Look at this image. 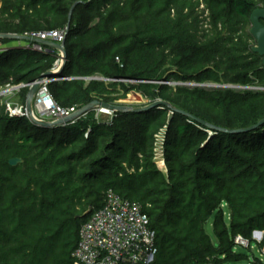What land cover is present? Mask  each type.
<instances>
[{"label":"trees","instance_id":"obj_1","mask_svg":"<svg viewBox=\"0 0 264 264\" xmlns=\"http://www.w3.org/2000/svg\"><path fill=\"white\" fill-rule=\"evenodd\" d=\"M254 9L253 0H0V46L16 43L0 53V87L30 84L58 58L24 33L66 29L59 76L76 78L48 83L61 106L114 104L131 89L114 78L165 102L45 126L11 116L0 98V264H74L80 225L107 190L147 214L149 264H264L246 254L254 242L264 257V123L238 131L264 119V89L247 88L264 87ZM94 75L104 80L82 78ZM190 81L198 85H182ZM19 91L24 104L29 86ZM161 131L166 172L154 161Z\"/></svg>","mask_w":264,"mask_h":264},{"label":"built area","instance_id":"obj_2","mask_svg":"<svg viewBox=\"0 0 264 264\" xmlns=\"http://www.w3.org/2000/svg\"><path fill=\"white\" fill-rule=\"evenodd\" d=\"M66 29L59 31H42L35 33H24V37L35 42L31 47L42 50V46L37 40L64 42ZM29 45H26L28 47ZM58 52V57L63 56L62 50L54 46ZM7 46H0V53L6 50ZM60 61V60H59ZM61 65V61L59 63ZM58 66V64L56 65ZM53 69V68H52ZM46 78L39 83L37 91L34 93L31 103L28 106L26 101L21 106L11 105L6 101V110L11 116H24L30 121L54 122L67 119L61 123H74L85 113H80L77 106L63 107L52 97L48 89L51 81L71 80L76 77L70 75ZM85 80L100 79L98 75L82 77ZM111 81H131L122 78L110 79ZM33 83V82H32ZM32 83L7 82L0 87V98L5 99L10 93L20 90L23 87H31ZM264 89V88H263ZM102 116H111L112 110L99 107ZM36 123V122H35ZM164 135L159 132L155 135L154 161L162 160L166 172L164 161ZM237 245L246 247L247 239L237 235L234 238ZM157 251L155 246V234L149 227L148 216L137 202L122 198L112 190H107L104 195L103 204L92 210L87 219L80 225L79 240L72 256L74 264H149Z\"/></svg>","mask_w":264,"mask_h":264},{"label":"water","instance_id":"obj_3","mask_svg":"<svg viewBox=\"0 0 264 264\" xmlns=\"http://www.w3.org/2000/svg\"><path fill=\"white\" fill-rule=\"evenodd\" d=\"M249 19H250V24H251V27H250L249 31H250V34L253 36V38L256 41V46L254 47V51L257 52L262 57V63L264 65V23L262 22V20H264V8H262V9H254L251 12V14H250ZM2 37L17 38V36L11 35V34L2 35ZM37 41L40 42V43L56 46L60 50H62L63 59H64V63H65L64 42L56 43V42H53V41H42V40H37ZM64 63H62L60 68L63 67ZM58 74H59V71L58 72H54L52 70H48V71L44 72L43 74H41L39 76V78L36 79L32 83L31 87L29 88V91H28V94H27V98H26V103H27L28 106L31 103V100H32V97H33L34 93L37 91V89L39 87V83L42 80L46 79V78L55 77ZM163 104H165V102L159 100V101H156V102L152 103L151 105H148V106H145V107H142V108H138V109H133V108L125 107V106H122V105L108 104V103H104V102H100V101L94 100L91 103H89L88 105H86L85 107H82L80 109V113H85V112L89 111L90 109H93L94 107H104V108H107V109L112 110V111H114V110L115 111H128V110H131V111L141 112V111L149 110V109L154 108V107H158V106L163 105ZM65 121H67V119L57 120V121H54V122H45V121H35V122L38 123V124H41V125H45V126H52V125H59V124L65 122ZM263 123H264V119L260 120L257 124L247 128V129H241V130H238V131L252 130V129L256 128L257 126L262 125ZM19 162H21L20 158H12L9 161V163L11 165H16ZM90 212H91V210H88L86 213H90ZM254 233L259 234V235L261 234V232H259V231H255Z\"/></svg>","mask_w":264,"mask_h":264},{"label":"rangeland","instance_id":"obj_4","mask_svg":"<svg viewBox=\"0 0 264 264\" xmlns=\"http://www.w3.org/2000/svg\"><path fill=\"white\" fill-rule=\"evenodd\" d=\"M253 1L255 3V9H262V8H264V4L258 2L257 0H253ZM35 50H37V49L35 48ZM59 60L61 61V65H62V63H64L63 56L62 57L60 56V57H58L55 60L54 65L52 67L53 69L51 68L50 70H52L54 72H58L59 71V73L62 71V68H60L61 65L59 64L60 63ZM57 64H58V66H56ZM63 66H64V64H63ZM123 82L126 83L128 86H130L131 89L128 91V93L126 94V97L125 98H120V99L114 101V105H122V106H125V107H130V108H133V109H138V108H142V107L151 105L152 103L160 100V99L150 100V99L144 97L140 93V91L135 87V85H133V83H135V82H131V81H123ZM166 83H168L169 85H172V86H174L176 84H180V82H175V81H170V82H166ZM183 84L190 85V86L198 85L197 83H195L193 81L186 82V83H182V85ZM202 86H214V87H223V88L224 87L236 88V87H233L232 85H227V84L226 85L225 84H213V83H210V82L203 83ZM238 88H240V87L238 86ZM247 88H250V89H263L264 87H262V85H254V86H248ZM19 92L20 91L16 90V91L10 93L7 97H5V100H7V102H9L11 105L21 106L22 105V101L20 99ZM98 109H99V107H94L92 109L93 110L94 117L96 119H98V120L101 119V118H105L102 115H100ZM82 117H86V115H84ZM157 164L162 169H164L162 160H160V159L157 160ZM205 229H206L207 233L210 234V236L212 237V239L215 240L214 235H213V232H212V227H211V219L206 223ZM252 237L256 241H260L262 239V233L259 235V234H256V233L253 232ZM250 251L251 252H246V254L248 255V257L251 258L253 255H257L262 261H264V257H262L259 254L257 248L254 246V242L251 243ZM249 261H251V260L243 261V262H241V264H250Z\"/></svg>","mask_w":264,"mask_h":264},{"label":"crops","instance_id":"obj_5","mask_svg":"<svg viewBox=\"0 0 264 264\" xmlns=\"http://www.w3.org/2000/svg\"><path fill=\"white\" fill-rule=\"evenodd\" d=\"M14 45H16V43H12V44H10V45H7V46H14Z\"/></svg>","mask_w":264,"mask_h":264}]
</instances>
